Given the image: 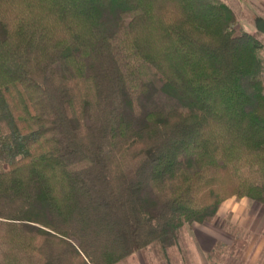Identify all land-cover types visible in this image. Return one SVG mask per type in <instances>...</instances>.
Instances as JSON below:
<instances>
[{
	"label": "trees",
	"instance_id": "trees-1",
	"mask_svg": "<svg viewBox=\"0 0 264 264\" xmlns=\"http://www.w3.org/2000/svg\"><path fill=\"white\" fill-rule=\"evenodd\" d=\"M237 25L224 0H0V264H119L264 205L263 45Z\"/></svg>",
	"mask_w": 264,
	"mask_h": 264
},
{
	"label": "rangeland",
	"instance_id": "rangeland-1",
	"mask_svg": "<svg viewBox=\"0 0 264 264\" xmlns=\"http://www.w3.org/2000/svg\"><path fill=\"white\" fill-rule=\"evenodd\" d=\"M224 1L238 13L237 26L262 43L264 60V35L256 28V21L264 19V0ZM119 264H264V205L231 198L214 224L186 226L177 239L152 245Z\"/></svg>",
	"mask_w": 264,
	"mask_h": 264
},
{
	"label": "water",
	"instance_id": "water-1",
	"mask_svg": "<svg viewBox=\"0 0 264 264\" xmlns=\"http://www.w3.org/2000/svg\"><path fill=\"white\" fill-rule=\"evenodd\" d=\"M257 31L264 35V19H258L256 21Z\"/></svg>",
	"mask_w": 264,
	"mask_h": 264
},
{
	"label": "crops",
	"instance_id": "crops-1",
	"mask_svg": "<svg viewBox=\"0 0 264 264\" xmlns=\"http://www.w3.org/2000/svg\"><path fill=\"white\" fill-rule=\"evenodd\" d=\"M223 204H224V203H223ZM222 206H223V205H222ZM222 206H221V207H222ZM220 210H221V208H220ZM219 213H220V211H219ZM207 239H208V238H207Z\"/></svg>",
	"mask_w": 264,
	"mask_h": 264
}]
</instances>
